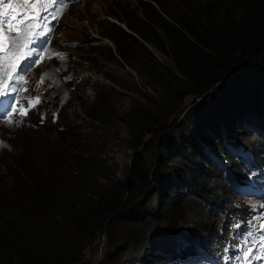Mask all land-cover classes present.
Instances as JSON below:
<instances>
[{"label":"trees","instance_id":"obj_1","mask_svg":"<svg viewBox=\"0 0 264 264\" xmlns=\"http://www.w3.org/2000/svg\"><path fill=\"white\" fill-rule=\"evenodd\" d=\"M83 12L79 21L97 38H108L117 55L152 79V88L162 95L149 97V107L133 116L135 147L143 153L133 157L128 170L141 188L128 191L117 181H103L105 161L96 145L80 147L73 154L65 131H57L59 141L18 154L8 165L11 186L0 184V264H88L86 248L103 232L107 246H112V230L128 224L137 229L133 236L125 232L128 240L113 245L98 264H177L166 256H177L187 244L210 233L211 222L222 221L223 204L233 195L227 180L217 179L223 171L218 163L207 161V166L194 169L195 160L204 156L202 148L209 150L210 145V135L196 124L204 122V128L220 134L224 126L251 125L249 115L259 122L264 115V0H108L100 10L88 5ZM92 41L83 45L79 38L74 49L83 52L81 46H86L84 53L92 52L97 46ZM189 94L201 96L194 118L188 121V132L197 140L191 135V146L182 144L177 150L167 138L173 122L162 115ZM107 114L104 109L96 114L101 128L112 123ZM226 135L239 141L238 134ZM247 146L259 148L256 139ZM158 147L164 155H158ZM216 147L225 151L221 141ZM193 152L191 162L187 157ZM226 158L233 164L229 153ZM153 164L160 165L162 176L181 170L180 179L167 180L161 210L196 200V213L189 214L188 224L173 222L177 232L159 226L150 231L148 210L136 208L137 190L158 192L151 188ZM173 164L177 165L169 170ZM141 222L145 229L136 227ZM124 248H130V254L123 258Z\"/></svg>","mask_w":264,"mask_h":264},{"label":"rangeland","instance_id":"obj_2","mask_svg":"<svg viewBox=\"0 0 264 264\" xmlns=\"http://www.w3.org/2000/svg\"><path fill=\"white\" fill-rule=\"evenodd\" d=\"M107 1L78 0L70 3L58 19V29L55 30L51 42V45L55 49L61 50L64 55L56 58L55 62L43 59L41 64L26 74L29 77V82L27 83L28 89L25 93L35 94L41 99V102L31 111V117L19 116L23 112L25 102V95H22L10 113L9 117L11 121H0L1 185L11 186L8 165L11 164L10 161L15 160L16 155H26V153L35 149L39 151L35 147L51 146L59 141L58 139L60 138L58 137H61L58 136L56 138V132L64 130L67 140L70 142L68 146L74 147L73 154L80 147L86 148V146L90 147L89 145H96L94 147L97 149V152L102 153L101 157L105 161L101 173L107 177L103 178V181L106 183L117 181L124 188H127L128 191L133 186L141 188V184L132 180L128 170L133 157L135 155H142L143 153L140 147H135L137 140L132 133L134 132L132 124H135L133 116L137 115L140 109L149 107V101L147 100L149 97L157 98L162 95L159 94L156 88H152L154 87L151 86L152 79L136 71L117 55L113 44L108 38H97L99 36L95 32L79 21L85 15L83 8L86 9L88 5H91L94 9L100 10L101 4ZM126 1L130 3L135 0ZM79 38L83 39V45L93 40L90 43L97 45L96 48L92 49L93 51L89 52L90 54L84 53L86 46H81L83 52L80 51V48L79 50L74 49L75 44L73 42ZM82 56L86 58L82 59ZM158 57L160 59L163 58L161 55H158ZM163 59L166 60V58ZM248 69H252V67ZM256 70L254 69V71ZM156 87L159 86L156 85ZM215 93H219L218 88H216ZM200 98L201 96L195 94L186 95L174 109L172 108L173 111L165 110L163 112V119L173 122L167 138L174 149L179 150L182 144L191 146L193 142L191 135L193 138H196L192 131L191 134L188 132V121L194 118L193 115L199 107L197 105ZM102 109L108 113V119L112 122L109 124L110 127L101 128V124L96 120L97 112ZM84 111L87 112V115L83 114ZM56 115L58 116V120L55 119ZM248 118L250 121H256L254 116L251 117L249 115ZM61 122L64 123V126L60 125ZM203 123L198 122L196 125L199 130L205 131L206 136L210 135L207 139L210 143L208 145L209 150L212 152L205 147L202 148L205 157L198 158V162L194 158L195 152L187 157L191 162L195 160L194 165L196 168L194 169L196 171L198 167L207 166V161L211 162L215 160L213 148L217 150L218 155L225 154L222 149L216 147V142L221 141L222 136L219 139L221 133L238 134L239 140H244L248 144L256 138V134L250 132L247 125L245 127L244 125H240L239 127L233 124L232 128L224 126L220 134H214L204 128ZM81 136H86L87 139L83 142L78 139ZM147 137L148 134L143 139L146 140ZM156 151L159 156H162V153L164 155L163 150L160 151L159 147ZM150 154V152L149 154H145L148 160ZM176 165H170L168 169L170 170L171 166ZM152 171V177L155 182L151 188H155L158 192L152 195L151 192L153 190L150 192L149 188H145L143 194H141L137 190L135 203H138L136 208H138V211L148 210L149 213L146 216L151 222L150 231L154 227L159 226L162 229L168 230L173 228L177 232L178 229L174 226L173 222L178 223L177 225L179 226L188 224L191 216L193 217L196 213V209L194 208L196 200H185L180 206L179 204L178 206L169 205L165 210H161L162 195L164 194L167 180L170 181L173 178L180 179L181 170L175 171L174 174L164 172L166 176H162L163 170L160 165L153 164ZM217 179H225L224 171L220 170ZM176 218H180L181 222H177ZM214 224L211 222L210 225L213 226ZM131 227L129 224L124 227L125 229L120 225L115 227L112 230V244L110 243L112 246L110 247L107 246V236L103 232L97 242L95 241L86 248L84 260H90L88 264H98L99 261H103L105 252L128 240L127 237L129 235L124 236L125 232H130V237L133 236L131 232L137 229ZM136 227L145 229L146 225L141 222ZM174 237L177 240V235H174ZM129 254L130 248H124L121 251L123 258ZM116 261L119 262L118 259Z\"/></svg>","mask_w":264,"mask_h":264},{"label":"snow or ice","instance_id":"obj_3","mask_svg":"<svg viewBox=\"0 0 264 264\" xmlns=\"http://www.w3.org/2000/svg\"><path fill=\"white\" fill-rule=\"evenodd\" d=\"M27 2H28V0H24V3H27ZM3 7L5 9V11L3 13L4 16H8L9 15V10H11L13 12H16L17 11L16 8H14V6H13V4L11 2L4 4ZM35 7H36V5L35 4H32V8H35ZM12 19H15V17H12ZM9 31H19V29L18 28H14L12 26V24L10 23L9 24ZM0 39H3V37L0 36ZM7 39L10 41V45L11 46H14V47L19 48V42H18V39L17 38L8 37ZM13 55H15V53H13ZM12 67L14 68L15 65H12ZM261 228H264V224L261 225ZM250 251L251 250L249 249V252Z\"/></svg>","mask_w":264,"mask_h":264},{"label":"clouds","instance_id":"obj_4","mask_svg":"<svg viewBox=\"0 0 264 264\" xmlns=\"http://www.w3.org/2000/svg\"><path fill=\"white\" fill-rule=\"evenodd\" d=\"M77 1H78V0H77ZM73 2H75V1H73ZM71 3H72V2H71ZM69 4H70V3H69ZM69 4H68V5H69ZM63 13H64V12H63ZM57 29H58V27H57ZM53 37H54V35H53ZM73 43L75 44V43H76V41H75V42H73ZM48 60H55V59H52V58H51V59H48ZM30 113H31V112H30ZM30 113H29V114H30ZM29 114H28V115H29ZM28 115H27V116H28ZM27 116H26V117H27Z\"/></svg>","mask_w":264,"mask_h":264}]
</instances>
